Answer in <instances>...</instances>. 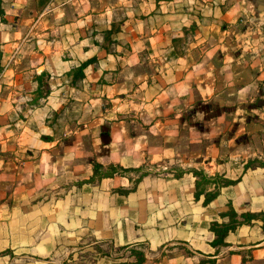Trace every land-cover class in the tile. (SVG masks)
Returning <instances> with one entry per match:
<instances>
[{
  "label": "crops",
  "instance_id": "0c3cea01",
  "mask_svg": "<svg viewBox=\"0 0 264 264\" xmlns=\"http://www.w3.org/2000/svg\"><path fill=\"white\" fill-rule=\"evenodd\" d=\"M255 158L264 0H0V264H264Z\"/></svg>",
  "mask_w": 264,
  "mask_h": 264
},
{
  "label": "trees",
  "instance_id": "16d2710c",
  "mask_svg": "<svg viewBox=\"0 0 264 264\" xmlns=\"http://www.w3.org/2000/svg\"><path fill=\"white\" fill-rule=\"evenodd\" d=\"M87 61L89 60H85L82 61L76 68L75 71H79L80 73H82V69L83 67L87 64ZM256 164H260V165H264V161L263 160H258V161H254V159H248L246 162H244L243 164V168H247L249 166H253ZM114 171H124L126 170V168L124 167H114V166H110ZM113 172V171H112ZM194 174L196 175V177L198 178L197 182H196V190H195V196H198L199 193L204 191V185L209 183V182H214L215 186L212 190H207L205 192V199L204 201L207 202L210 199H212L213 197H215L221 186L223 185H227V184H232L235 183L239 180L240 175L231 178L228 176H225L223 174H214V175H210L207 174L206 172L203 171V169H194L193 170ZM222 214H226L229 216L228 221L226 222H222L219 223L215 220L212 221L211 223V227L213 230H215L216 232V239L214 240V242L216 241H223V236L226 234V232L230 229H234L236 228L237 225H239L240 223L243 222H248L250 221V219L252 217H254V215H256V213L254 212H249V211H244L241 212L240 214H238L233 206L229 203L228 204V208L222 212ZM239 215V216H238ZM142 246L141 244H136L134 246L129 247L130 251L134 254L135 259L131 262H126L124 264H141L142 262L145 261V253L143 251L142 248H138ZM124 247V246H123Z\"/></svg>",
  "mask_w": 264,
  "mask_h": 264
},
{
  "label": "rangeland",
  "instance_id": "374dc122",
  "mask_svg": "<svg viewBox=\"0 0 264 264\" xmlns=\"http://www.w3.org/2000/svg\"><path fill=\"white\" fill-rule=\"evenodd\" d=\"M256 98H258V96L257 97L256 96H253L250 99H252V101H254V100H256ZM258 160H261V159H257V158L254 159L255 162L258 161ZM138 248H141V246L138 247ZM129 252H130L129 253L130 254V259L128 260V262H131V261H133L135 259V256H134V254L131 251H129Z\"/></svg>",
  "mask_w": 264,
  "mask_h": 264
}]
</instances>
